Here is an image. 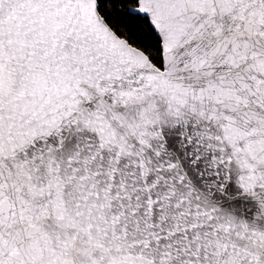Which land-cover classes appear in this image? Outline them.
<instances>
[{
  "label": "snow or ice",
  "instance_id": "6c2138e0",
  "mask_svg": "<svg viewBox=\"0 0 264 264\" xmlns=\"http://www.w3.org/2000/svg\"><path fill=\"white\" fill-rule=\"evenodd\" d=\"M0 264H264V0H0Z\"/></svg>",
  "mask_w": 264,
  "mask_h": 264
}]
</instances>
